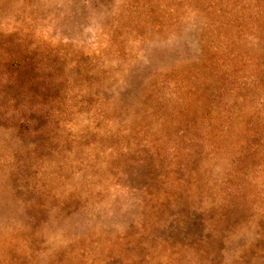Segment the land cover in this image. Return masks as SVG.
<instances>
[{"label": "rangeland", "instance_id": "1", "mask_svg": "<svg viewBox=\"0 0 264 264\" xmlns=\"http://www.w3.org/2000/svg\"><path fill=\"white\" fill-rule=\"evenodd\" d=\"M0 264H264V0H0Z\"/></svg>", "mask_w": 264, "mask_h": 264}]
</instances>
